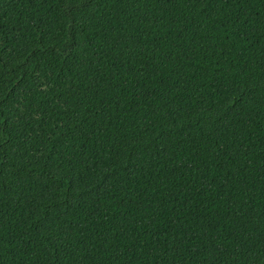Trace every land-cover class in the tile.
Wrapping results in <instances>:
<instances>
[{"label":"trees","instance_id":"obj_1","mask_svg":"<svg viewBox=\"0 0 264 264\" xmlns=\"http://www.w3.org/2000/svg\"><path fill=\"white\" fill-rule=\"evenodd\" d=\"M0 264H264V0H0Z\"/></svg>","mask_w":264,"mask_h":264}]
</instances>
